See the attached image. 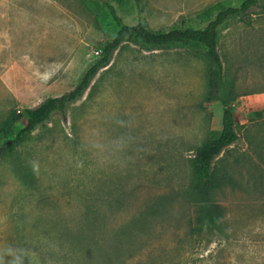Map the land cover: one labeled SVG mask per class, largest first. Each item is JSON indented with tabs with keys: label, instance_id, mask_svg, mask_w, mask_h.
Here are the masks:
<instances>
[{
	"label": "rangeland",
	"instance_id": "obj_1",
	"mask_svg": "<svg viewBox=\"0 0 264 264\" xmlns=\"http://www.w3.org/2000/svg\"><path fill=\"white\" fill-rule=\"evenodd\" d=\"M106 1L166 29L244 0H0V121L77 86L119 30ZM218 48L239 132L217 160L220 229L194 225L196 149L224 115L207 47L132 39L0 155V264H264V0L222 24Z\"/></svg>",
	"mask_w": 264,
	"mask_h": 264
},
{
	"label": "trees",
	"instance_id": "obj_2",
	"mask_svg": "<svg viewBox=\"0 0 264 264\" xmlns=\"http://www.w3.org/2000/svg\"><path fill=\"white\" fill-rule=\"evenodd\" d=\"M259 2L260 0H244L239 6L224 7L204 27L177 23L170 28L155 29L142 21L137 24L127 23L120 16L115 5L106 1L110 13L118 25L117 34L105 41L102 55L89 63L74 89L60 96H50L37 106L27 107L20 111L10 110L8 115L0 121V135L7 136L0 144V155L28 138L34 130L41 124L50 121L56 113L66 111L73 102L82 98L98 71L110 64L115 51L124 42L137 39L141 43L153 47L185 42L204 44L212 61L209 96L222 101L224 115L221 132L196 149L194 157L196 181L192 188L194 203L197 205L194 225L200 230L220 229L224 209L217 200L216 194L226 185L228 177L217 160L224 150L239 139V132L233 101L225 97L226 83L224 64L218 48L219 35L222 24L228 18L249 12ZM16 126L19 128L16 129Z\"/></svg>",
	"mask_w": 264,
	"mask_h": 264
}]
</instances>
